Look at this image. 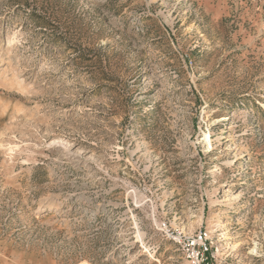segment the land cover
I'll return each mask as SVG.
<instances>
[{"label": "rangeland", "instance_id": "374dc122", "mask_svg": "<svg viewBox=\"0 0 264 264\" xmlns=\"http://www.w3.org/2000/svg\"><path fill=\"white\" fill-rule=\"evenodd\" d=\"M199 233L264 264V0H0V264H194Z\"/></svg>", "mask_w": 264, "mask_h": 264}, {"label": "built area", "instance_id": "2783aa9c", "mask_svg": "<svg viewBox=\"0 0 264 264\" xmlns=\"http://www.w3.org/2000/svg\"><path fill=\"white\" fill-rule=\"evenodd\" d=\"M189 258L194 264H209L213 258L212 242L206 233H199L189 240Z\"/></svg>", "mask_w": 264, "mask_h": 264}, {"label": "trees", "instance_id": "16d2710c", "mask_svg": "<svg viewBox=\"0 0 264 264\" xmlns=\"http://www.w3.org/2000/svg\"><path fill=\"white\" fill-rule=\"evenodd\" d=\"M43 23H45V22H43Z\"/></svg>", "mask_w": 264, "mask_h": 264}]
</instances>
